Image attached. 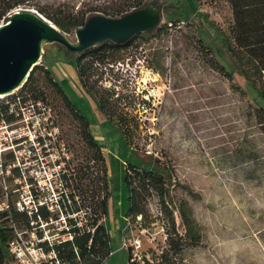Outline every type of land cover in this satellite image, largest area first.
<instances>
[{"label": "rangeland", "instance_id": "374dc122", "mask_svg": "<svg viewBox=\"0 0 264 264\" xmlns=\"http://www.w3.org/2000/svg\"><path fill=\"white\" fill-rule=\"evenodd\" d=\"M112 1L35 0L55 14L60 4L66 3V11L76 12ZM149 3L161 11L159 26L150 33H138L132 44L119 52L117 61L103 67L102 82L115 90L113 98L118 94L128 96V103L122 101L120 106L129 118L136 117L142 123L137 131L131 130L134 146L160 156L172 167L174 178L192 188L195 195L181 186L171 187L170 207L178 235L170 220L159 213V199L154 193L147 199L146 220L142 224L133 222L126 229L127 154L121 152L114 131L105 134L100 128L92 129L111 168L114 187L115 215L108 219L114 253L105 264H132L128 248L133 250L134 238L142 240L139 254L150 264H264V131L258 108L249 94L212 67L213 59L224 63L214 51V30L205 18L195 16L196 11L207 14L209 21L229 33L234 25L232 6L227 0H191L180 8H171L168 0ZM175 19L189 22L172 30L163 27ZM159 27L163 28L157 31ZM66 35L77 41L75 29ZM42 52L37 65L48 68L82 112L99 122L102 114L86 96L74 62L61 46L45 43ZM34 78L45 100H28L18 109L16 105L18 113L12 125L0 131V141L8 133L26 138L5 151L12 150L16 165L33 182L19 184L12 173L4 171L0 183L11 192L13 205L19 199L28 202L30 189H34L41 203L48 202L52 208L49 223L35 222L33 234L21 222L14 225V237L26 250L19 264H37V252L31 247L32 242L40 241L37 231L44 235L41 241L63 240L70 237L63 233L70 227L66 216H84L83 211L69 213L74 205L66 193L71 190L59 173L66 162L71 160L72 166L84 164L91 154L81 122L61 94L40 69ZM26 95L22 85L3 100L13 103ZM38 134L44 138L41 145L35 139ZM77 200L80 203L79 197ZM182 204L192 208L201 234L198 244L185 237L179 213ZM30 205L34 208V203ZM170 236L178 242L177 252L169 251ZM124 240L128 247L123 245ZM163 252H168L167 258ZM40 258L43 264H50Z\"/></svg>", "mask_w": 264, "mask_h": 264}, {"label": "trees", "instance_id": "16d2710c", "mask_svg": "<svg viewBox=\"0 0 264 264\" xmlns=\"http://www.w3.org/2000/svg\"><path fill=\"white\" fill-rule=\"evenodd\" d=\"M115 1V2H114ZM152 0H113L108 5H91L88 8L79 9L76 12L70 9L66 11L67 4H60L58 11L51 13L35 0H0V23L8 20L9 15L16 9L33 7L46 18L50 19L60 29L71 32L85 24L86 20L97 13H103L111 17H120L124 14L145 7ZM172 2L171 8H180L183 2L191 0H168ZM233 10L234 25L231 32H226L213 21L208 20V15L199 11L195 12L198 18H205L214 30L213 43L216 55L224 61L211 60L214 69L234 81L238 88L249 94L257 105L260 123L264 131V0H227ZM179 19H175L176 21ZM172 21V20H171ZM163 27L167 28V23ZM163 27H159L160 31ZM135 34L124 42L104 41L85 51L69 52L61 46L71 61L74 62L76 73L87 97L95 107L110 122L114 132L118 135L121 152L127 154L124 166V182L127 188V207L125 212L126 229L127 219L130 226L133 222L142 224L147 218V199L154 193L159 199L160 212L171 223L172 230L178 235L172 203L171 187L181 186L189 193L195 195L192 188L182 184L174 178L172 167L153 152L134 146L131 130L137 131L142 123L136 118H129L122 101L126 102L128 96L118 94L113 98L115 90L104 86L103 67L118 60L120 51L128 48ZM210 47V46H209ZM41 70L48 82L61 94L67 106L75 113L82 125L83 135L87 146L91 150L90 157L84 164L72 166L71 160L59 173L64 184L71 191L66 196L73 202L69 213L84 212L81 217L66 216L70 223L67 233L70 237L56 242L43 241L40 245L45 251H53L56 257L65 264H105L114 253L112 246L113 234L108 223L111 215H115L114 187L111 168L108 165L101 144L91 129L90 118L82 112L74 100L65 91L63 86L52 77L51 71L45 66H35L27 81L23 84V90L27 95L22 96V102L28 100H45L39 90L34 75ZM9 104H3L0 109V119L11 121L15 118V111L10 112ZM40 144L44 141L37 138ZM15 161L12 152L4 156V166ZM13 175L20 176L21 169H12ZM3 188L0 186V196ZM64 197V196H63ZM79 197V200H77ZM61 200H58L59 203ZM60 207L59 204H57ZM38 212L30 216L25 211L18 210L13 203L8 212L0 213V264H9L13 261V254L9 249V241L14 237V225L23 223L30 230L31 222L39 219L50 221L51 211L47 205H39ZM180 216L185 225V237L198 244L201 234L197 230V223L192 218V208L182 204L179 207ZM158 220V216L155 217ZM81 224L82 226H79ZM42 233L39 234L42 237ZM169 251L177 252V241L171 236L168 238ZM168 251V252H169ZM163 252V257L168 256ZM131 248H128V259L132 258ZM132 264H150L149 259L143 262L133 261Z\"/></svg>", "mask_w": 264, "mask_h": 264}, {"label": "water", "instance_id": "95a60500", "mask_svg": "<svg viewBox=\"0 0 264 264\" xmlns=\"http://www.w3.org/2000/svg\"><path fill=\"white\" fill-rule=\"evenodd\" d=\"M162 20L153 4L120 17L90 16L76 28V42L50 19L33 8H20L0 23V94H11L28 79L42 57L45 43H58L69 52L85 51L104 41L124 42L138 33H150Z\"/></svg>", "mask_w": 264, "mask_h": 264}, {"label": "built area", "instance_id": "2783aa9c", "mask_svg": "<svg viewBox=\"0 0 264 264\" xmlns=\"http://www.w3.org/2000/svg\"><path fill=\"white\" fill-rule=\"evenodd\" d=\"M20 9V8H19ZM16 9V10H19ZM15 10V11H16ZM189 21L184 20V19H179L176 21H168L167 22V28L169 30H172L174 28H180L183 27L184 25H186ZM13 94V93H11ZM10 95V94H8ZM4 97H0V109H2L3 104H9L11 107V111L13 112L15 111V113H18L15 106L18 105L17 109L19 108V106L22 107L23 103L21 98H17L18 100H15L13 103H11L10 101H4L3 100ZM12 121H8L3 117L0 119V131H3L4 128L6 127V129H9V126L12 125ZM8 131V130H7ZM38 137H41L44 141V138L38 134L36 135V140L38 141ZM26 138L20 137V138H14L12 137L9 133L8 136H6V138L3 141H0V177L4 178L3 173L4 171L8 172V173H12V169L13 168H20L21 169V175L20 176H16V175H12L15 176V179L18 180L19 184L23 183V182H27V185H30V183L32 184V178H29L26 176L24 170H22V168L20 167V165H16V160L13 161L12 163L8 164L6 167L4 166V156L6 153L9 152H5L9 149H11V145L14 146V144H17L19 146V143L23 140H25ZM40 144V143H39ZM41 145V144H40ZM12 152V150L10 151ZM13 153V152H12ZM20 163V162H18ZM1 181V178H0ZM0 186L3 188V192L0 196V213L2 212H8L11 209V192L8 190V188L5 185H2L0 183ZM19 186L16 188L18 190ZM31 191V198H28V202L24 201V200H18L17 203L15 204V207L20 210V211H25L27 212L30 216H33L35 213L38 212V207L39 205H47L48 209H52L51 205L48 204V202H42L41 200L38 199V194L35 192V190L30 189ZM34 194V195H33ZM58 201V200H57ZM31 203H34V208L30 205ZM58 203V202H57ZM161 214V212H159ZM159 214H157L156 216H158ZM73 217V216H72ZM35 222L37 223L36 225H39L40 222L41 223H46L48 224V221H45L43 219H41L39 217V219L37 220H33L31 222L32 228L30 230H28L29 233L33 234L36 230V226H35ZM127 225L130 226V220L127 219ZM15 229V226H14ZM42 233L37 231V235H38V239H40L39 242L35 243L32 242V248L37 252L38 255V260H37V264H43L40 257H43L44 259H48L50 261V264H65L63 262H61L57 257L56 254L53 251H45V249L43 248V246L40 245L41 239H43L44 235H42V237L39 236V234ZM43 234V233H42ZM45 241V240H44ZM51 243V242H50ZM123 245L128 247V242L126 240H124ZM131 246L133 247L132 250V258H131V262L133 261H139V262H143L141 255L139 254L140 248L142 246V240L138 239V238H134L133 241L131 242ZM9 249L10 252L13 254V261H11V264H19L21 260L24 259V256L26 255V250L20 245V240L17 237H13L10 241H9ZM41 262H38L40 261Z\"/></svg>", "mask_w": 264, "mask_h": 264}, {"label": "crops", "instance_id": "0c3cea01", "mask_svg": "<svg viewBox=\"0 0 264 264\" xmlns=\"http://www.w3.org/2000/svg\"><path fill=\"white\" fill-rule=\"evenodd\" d=\"M101 117H102L101 119L99 118V122L91 120V129L100 128V130H102V132H104L105 134H110L111 132L114 131L112 126L110 125V122L106 119V117L103 114Z\"/></svg>", "mask_w": 264, "mask_h": 264}, {"label": "bare ground", "instance_id": "6f19581e", "mask_svg": "<svg viewBox=\"0 0 264 264\" xmlns=\"http://www.w3.org/2000/svg\"><path fill=\"white\" fill-rule=\"evenodd\" d=\"M20 87H18V88H16V89H14L11 93H14L17 89H19ZM8 94H0V97H5V96H7Z\"/></svg>", "mask_w": 264, "mask_h": 264}]
</instances>
